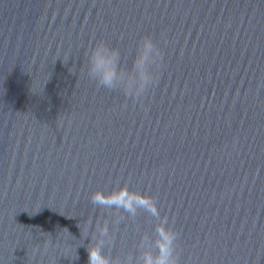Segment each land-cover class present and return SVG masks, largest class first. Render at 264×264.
I'll return each mask as SVG.
<instances>
[{
  "label": "water",
  "instance_id": "1",
  "mask_svg": "<svg viewBox=\"0 0 264 264\" xmlns=\"http://www.w3.org/2000/svg\"><path fill=\"white\" fill-rule=\"evenodd\" d=\"M0 264H264V0H0Z\"/></svg>",
  "mask_w": 264,
  "mask_h": 264
},
{
  "label": "clouds",
  "instance_id": "2",
  "mask_svg": "<svg viewBox=\"0 0 264 264\" xmlns=\"http://www.w3.org/2000/svg\"><path fill=\"white\" fill-rule=\"evenodd\" d=\"M154 53L155 46L152 39L150 37L143 38L140 46V56L137 61V70L140 74L137 94L144 91L151 82V77L147 72V65L151 55ZM118 56V52H115L103 42L98 43L89 52V75L97 79L102 85L112 87L117 82L118 77L115 71L111 75H104L103 69L106 65L114 68L118 62Z\"/></svg>",
  "mask_w": 264,
  "mask_h": 264
}]
</instances>
